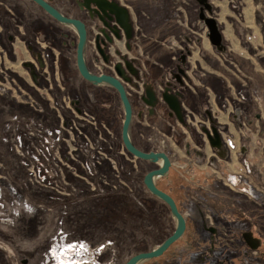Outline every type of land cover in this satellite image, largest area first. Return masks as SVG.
Wrapping results in <instances>:
<instances>
[{
  "label": "crops",
  "instance_id": "1",
  "mask_svg": "<svg viewBox=\"0 0 264 264\" xmlns=\"http://www.w3.org/2000/svg\"><path fill=\"white\" fill-rule=\"evenodd\" d=\"M47 1L69 15H79L76 8L77 0ZM115 1L129 9L131 21L135 14L139 16L142 24L139 41L142 44L140 50L145 58L146 69L143 62L136 61L140 81L138 84L136 82L129 86L130 88L133 86V90L137 93L138 90L142 91L143 87L139 86L141 82H146L148 101L151 103L150 111H144L143 115L136 111L135 106L134 142L139 149L146 152L152 150L165 152L170 157L173 171L179 170V177L188 176V182L186 181L183 185L188 183L191 189L190 195L197 201L195 206L190 205L185 211L179 202L180 211L187 221L188 244L178 255L158 264H264V259L259 258L260 255L252 256L244 243H240L238 247H230L226 243L218 244V242L212 249L204 225L206 217L215 213L205 209V216L203 202L199 197V192L208 191L224 216L225 214L228 216V209L232 207L230 209L233 211L232 214L237 215V221L242 222L240 211L245 206L241 198L246 200L247 197L256 196L258 201V197L263 196L257 187V182L260 181V175L257 172L259 170L262 172L261 170L264 169V30L259 27L261 22L264 24V0H246L244 5L246 7L240 11L241 13L230 6L227 0H218L217 5L221 7L220 19L216 20V17L212 15L205 17H213L216 20L217 28L222 35L221 41L217 44L211 43L208 30L206 40L200 41V48L194 52L188 50L187 53L190 56L196 54L197 66L194 71H191L193 66L189 64L187 53L177 54L164 43L170 34L182 36L188 41L194 38L190 32L187 37L184 36L185 30L175 20L176 7L180 10L183 6L188 22L193 21V14L197 9L194 10L196 6L192 4V1L183 0L182 4H177L180 2L178 0ZM196 1L201 6L199 18L206 14L203 12L204 9L208 12L213 11L214 6L209 0L207 3L210 4V10L201 0ZM188 7H190L189 13ZM52 24V19L28 0H0V54L3 55L4 60L3 63L0 60V65L3 64L4 70H7L13 86L21 85L28 88L32 96L39 88L44 90L50 85L51 76L55 79L63 76L62 72H58L62 64L63 67L66 64L70 67L75 65L77 68L76 56L74 58L72 54L75 50L69 44L65 46L64 41L61 46L54 40L47 41L48 44L41 47L37 45L39 40L54 37ZM136 40V32L133 28L132 37L126 43L127 47L129 45V51H138ZM18 65L26 71L28 79L14 73L19 69ZM168 83L173 86L171 93L180 102L181 118L177 117L169 105L160 98L161 89ZM112 98L109 96V100L103 99L102 107L110 109L113 103ZM14 102L26 103L19 98H15ZM73 102H76V105L80 103L79 100H73ZM3 103L9 104L7 101ZM117 103L120 107L118 117L119 119L121 117V120L119 122L113 120L112 113L107 116L108 121L103 122L102 126L105 128L103 132L106 135L109 134L107 131L109 130L114 136L116 134L117 137H121L122 141L124 112L120 98ZM136 103H138L137 99L134 105ZM20 107L23 105L20 104ZM77 109L84 111L80 107ZM188 115L201 119L202 122L199 125L190 123ZM208 125L231 135L239 147V153L231 155L223 138L219 148L211 146L209 141L206 142L202 129ZM123 148V153L135 157L127 151L124 144ZM245 160L250 161L248 170L242 167L247 162ZM26 184L31 190L27 192L23 190L19 195L17 193L14 196V204L10 203L13 207L11 214L16 221L18 220L16 225L19 226L22 218L20 215L32 214L30 208L33 204L32 192L39 193L45 190L27 182ZM3 189L0 185L1 222L4 219L2 211L8 205L5 202ZM186 197L188 198V195L182 199ZM260 201L258 202L262 203L261 199ZM234 207H238L239 211L233 210ZM252 212L256 216L264 215V211L260 209H253ZM223 217L217 218L218 221L224 220ZM229 218L232 219L230 216ZM210 219L215 221L212 217ZM9 225L12 226V224ZM5 229L0 226V232ZM5 234L0 233V237L6 238L14 247L20 249V255H23V250L33 253V248L45 240L41 235L39 239L12 241ZM17 236L19 237V234ZM45 237L48 239L50 236L45 235ZM263 250L264 242L258 248L259 253ZM37 254L33 258L24 255L23 257H27L25 264H44L42 262L44 257L47 264L53 262L49 251L46 255L43 252L40 255ZM0 264H10L9 254L6 251L0 250Z\"/></svg>",
  "mask_w": 264,
  "mask_h": 264
},
{
  "label": "rangeland",
  "instance_id": "2",
  "mask_svg": "<svg viewBox=\"0 0 264 264\" xmlns=\"http://www.w3.org/2000/svg\"><path fill=\"white\" fill-rule=\"evenodd\" d=\"M178 1L180 2L177 4H182L183 0ZM188 1H192L196 6L194 10L197 9L193 14V21L188 22L183 6L180 10L176 7L175 20L185 30L184 36L187 37L190 32L194 38L188 41L182 36L170 34L164 40V43L177 54L187 53L188 50L197 51L200 48V41L207 38L208 29L204 19L198 17L200 4L196 0ZM245 1L227 0L238 12L246 7ZM209 2L213 4L214 9L212 12L204 9L203 12L206 13L204 16L212 15L219 20L221 13L220 5H217L219 1ZM189 9L190 7L188 13ZM131 24L136 32L135 44L138 51L126 50L122 40L116 41V48L125 56L143 62L145 67V58L140 50L142 24L139 16L134 14ZM261 25L259 27L264 30L262 22ZM245 29L249 30L247 27ZM75 39L67 38L64 41L75 50L73 44ZM49 40H54L59 46L62 44V38L51 37L41 40V44L37 42V45L44 46ZM93 45L92 43L89 47L88 58L92 63L90 65L98 70L90 52ZM74 53L75 51L72 53L75 58ZM195 56L196 54L186 55L189 64L193 66L191 71L197 66ZM116 57L118 58L114 55V58ZM0 60L3 63L2 54ZM60 69L57 71L63 73L62 77L55 79L51 76L50 85L44 90L40 88L38 91L34 90L36 94L32 96L28 88L21 85L13 86L7 70H4L3 64L0 65V185L4 188L5 202L8 203L2 211L3 222L0 221V226L6 229L0 233H6L5 235L12 241L39 239L41 235L45 239L42 244L33 248V253L23 250V255H20V249L14 247L6 238L0 237V250L9 254L10 264H25L27 257H23L24 255L33 258L36 253L40 255L43 252L46 255L48 251L54 262V254L63 244L83 242L90 246L98 264H125L134 254L149 251L161 243L175 229L168 205L153 196L143 183L144 175L158 165L123 153L121 137H117L116 134L114 136L107 129L109 134L103 132L105 128L102 124L108 121L107 116L113 113V120L117 122L121 120V117L120 119L118 117L120 107L115 91L105 87H94L93 84L86 82L75 65L70 67L65 64L63 67L62 64ZM14 73L22 78H29L22 66ZM130 91L133 93L131 100L135 103L136 92L133 89ZM109 96L113 97L111 110L102 107V100L105 98L109 100ZM15 98L26 103L14 102ZM73 100H79V105H73ZM3 101L9 102L10 105ZM20 104L23 107H20ZM76 107L84 111L78 112ZM225 135L232 138L229 134ZM237 152L239 153L238 150ZM229 153L233 154L230 151ZM245 161L247 162L242 167L247 169L250 161ZM259 171L257 174L260 175V181L257 182V187L264 194V169L262 172ZM179 172L173 171L171 167L168 176L159 178L157 184L174 197L179 209L181 204L185 211L188 207V198L183 200L182 197L187 196L191 189L188 188V183L183 185L188 182V176L179 177ZM26 182L45 190L39 193L32 192L33 199L30 201L33 204L31 207L28 206L32 209V214L20 215L22 218L19 226L16 225L18 220L16 221L11 214L13 211L11 204H14V196L17 193L19 195L23 190L24 192L31 190L27 188ZM244 199L241 198V201H244L248 219L244 221V228L248 229L252 225L253 229L255 225L256 229H260L264 224L263 216H253L252 211L264 208H260L261 205L256 200L249 203ZM250 209L252 211H249ZM244 233H241L242 239ZM45 235L50 237L47 239ZM187 244L188 226L180 240L161 257L146 264H158L171 259ZM102 245L105 247L99 249ZM44 260L45 257L42 262L47 264Z\"/></svg>",
  "mask_w": 264,
  "mask_h": 264
},
{
  "label": "water",
  "instance_id": "3",
  "mask_svg": "<svg viewBox=\"0 0 264 264\" xmlns=\"http://www.w3.org/2000/svg\"><path fill=\"white\" fill-rule=\"evenodd\" d=\"M39 6H41L48 14L54 17L60 23L70 27L77 34L78 40L76 45V65L77 69L84 80L93 84L94 86H108L115 89L120 97V103L124 112V120L122 124V141L127 151L133 156L155 163L158 165L157 168H154L148 171L143 178L144 185L148 191L168 205L170 213L175 222L174 231L166 237L161 243L150 249L149 251H142L131 256L125 264H146L152 259L161 257L175 242L180 240L186 232L187 221L183 213L180 211L179 206L169 193L158 187L157 181L161 177L168 176L170 169L172 167V162L170 157L162 151H143L139 149L133 138V107L128 96L126 87L121 80L106 73L97 74L91 70L88 65L87 60V44H88V32L87 27L84 21L79 18L69 17L63 14L59 9L54 7L46 0H33ZM204 3L205 7L210 10V4L207 3V0H201ZM88 10L95 12L103 20V24L110 28L108 21L113 19L125 30L127 38L132 37V24L130 20L129 11L127 8L121 6L115 1L111 0H84V4ZM105 16L108 20H105ZM204 23L209 30V39L211 43L217 44L221 41L222 35L219 29L217 28L216 20L213 17H204ZM108 41L111 42L112 39L109 37L105 30H102ZM116 36L119 38V34L116 32ZM102 55L106 60H108V55L101 50ZM126 68L130 74H135L136 69L132 62H126ZM117 70L121 77L125 80H129L130 77L126 76V71L123 69L122 64H117ZM154 98V96H153ZM164 101L172 109L173 113L181 118V105L178 98L168 92L163 93ZM155 99V98H154ZM150 102V101H148ZM151 103V102H150ZM208 140L211 146L219 148L222 145L221 137L217 132L216 128H212V134L207 132ZM248 243L250 241L247 239ZM253 249L258 248L259 243L250 245Z\"/></svg>",
  "mask_w": 264,
  "mask_h": 264
},
{
  "label": "flooded vegetation",
  "instance_id": "4",
  "mask_svg": "<svg viewBox=\"0 0 264 264\" xmlns=\"http://www.w3.org/2000/svg\"><path fill=\"white\" fill-rule=\"evenodd\" d=\"M28 1H30L35 7L39 8L44 14L49 16L50 19H52V22H53L52 31L54 33L53 39L62 38V42H63L64 39H67V38H73V37L76 38L73 42V44L75 45V52H76V45H77L78 37H77V34L74 32V30H72L70 27L60 23L59 21H57L54 17H52L50 14H48L41 6H39L33 0H28ZM113 1H115V0H113ZM117 3L120 4L119 2H117ZM83 4H84V0H81L80 2L78 0L76 1V8L78 9V12H79V15H77V16L69 15V14H67L61 10L60 11L69 17L79 18L82 21H84V23L86 24L87 32H88L87 60H88L89 67L91 68V70L93 72H95L97 74H100V73L110 74V75L115 76L116 78H118L119 80L122 81V83L126 87L128 96H129L130 101L132 103L134 114H135V106H136V111L139 112L140 115H143L144 111L149 112L150 111V102H148V95H147V91H146V82L142 81L141 85H139V86H142L143 89L141 92L138 90L136 93V99L138 100V103H136V105H134V102L131 100V98H132L131 95H133V93L130 91L129 85L134 84V82L135 83L137 82V84H138L140 79L138 77L139 69L137 68V66L135 64L136 60L134 58L128 57V55L125 56L124 54L121 53V51L118 48H116V45H117L116 41L122 40L124 45H125L126 50L129 51V45H128V47L126 46L127 40L129 38H127L125 30L114 19L112 21H108L110 28L106 27L103 24V20L100 18V16H98L92 10H88L85 6H83ZM120 5L123 6L122 4H120ZM123 7H125V6H123ZM128 11H129V9H128ZM129 15H130V12H129ZM103 17L105 20H108L105 16H103ZM201 19H202V17H201ZM103 29L105 30L106 34L109 37H111V39H112L111 42L108 41L105 33L102 31ZM132 30H133V27H132ZM116 32L120 35L119 38L116 36V34H115ZM39 42L41 43V40H39ZM92 43L94 44L93 45L94 47H92V51H90V52L93 55L94 61L96 62L95 66L97 67V69L99 71L95 70L94 67H92L93 65H90L92 63L89 62V58H88L89 47H91ZM68 44L69 43L67 41H64L65 46H67ZM101 50H104L106 55H108V57H109L108 60H106L104 58V56L101 53ZM91 54H90V57H91ZM114 55L118 56V58L117 57L114 58ZM127 61H130L133 63V65L136 69L135 74H130V72L127 70V68H126V62ZM95 62H93V63H95ZM118 63L122 64L123 69L126 71V76L130 77L129 80H125L123 77H121L119 75L118 70H117V64ZM101 70H104L105 72H103ZM103 87L113 89V88L108 87V86H103ZM133 88L134 87L132 86V89ZM172 89H173V86L170 85L169 83L167 84V86L165 85L164 88L161 89L160 98L162 100H164L163 93L168 92V93L172 94L170 91ZM113 90H115V89H113ZM181 110H182V108H181ZM199 195H200L202 202H203V210L205 212V216H206V210H210L213 213H215L214 215L212 214L210 216V217L214 218L215 221L211 222L210 220H208L210 218L206 217V222L204 225V228H205V231H206V234L208 236V240L211 244L212 249H214L216 247L218 242H219L218 244L226 243L230 247H233V246L238 247L240 243H244L248 247L250 252L252 253V256L258 257V255H260L259 258L264 259V250L261 251V253H259V251H258V248L264 242V227H262L264 224L260 226V229H256L255 225H254L253 229H252V225H250V227L248 229H247V227L245 229L244 228V221L248 220V219H246V214H247L245 211L246 207L242 208L243 210L240 211V216L243 218V221L239 222V220L237 221V215H233L232 214L233 211L230 210V209H232V207L230 209H228V212H227L228 216H226V214L224 216V214L222 212H220V210L218 209L219 207L217 206L218 204L216 203L215 199H212L209 196L208 191H204L203 193L199 192ZM262 195H263L262 198H260V196L258 197L259 202H261L260 199L262 200V203H260V205H261L260 208H264V201H263L264 194H262ZM255 197L254 198H248L247 197V201L249 203L251 202V200L257 201V198H255ZM230 204L233 205L232 202H230ZM236 209H237V211H239L238 207H236V208L234 207L233 210H236ZM257 213L259 214L260 212L257 211ZM229 216L232 217V219L235 221L232 222L231 221L232 219H230ZM262 216H263L262 218L264 219V215H262ZM220 217L224 218V220H222L221 222L218 221L219 219H217ZM242 232H245L243 239L240 237ZM247 239L250 241L251 244L259 243L258 248L253 249L250 246L251 244L248 243ZM254 251H256L257 253L253 254ZM227 258H229V257L227 256ZM229 259H231V258H229ZM225 260H228V259H225Z\"/></svg>",
  "mask_w": 264,
  "mask_h": 264
},
{
  "label": "built area",
  "instance_id": "5",
  "mask_svg": "<svg viewBox=\"0 0 264 264\" xmlns=\"http://www.w3.org/2000/svg\"><path fill=\"white\" fill-rule=\"evenodd\" d=\"M129 89L132 90L130 86H129ZM139 91L141 92V90ZM72 104L76 105V102H72ZM77 111L81 112L79 110ZM188 122L190 123L192 122L194 124L199 125L202 122V120L196 119L194 116L192 117L188 115ZM202 130H203L202 132H203L204 138L208 142L209 140H208L207 132L212 134V127L208 125ZM216 130L219 133L220 137L223 138L229 151L236 153L239 147L237 143L234 141V139L229 136L226 137L225 133L222 132L220 129H216ZM209 220L211 221V219ZM104 247L105 245H102L99 249H103ZM256 253H257L256 251L253 252V254H256ZM93 254L94 253H92V250L90 249V246H88V244H85L83 242L67 243V244H63V246H61L59 250L54 254L55 261L52 264H98L95 259V255L93 256ZM71 255H74V256H71Z\"/></svg>",
  "mask_w": 264,
  "mask_h": 264
},
{
  "label": "trees",
  "instance_id": "6",
  "mask_svg": "<svg viewBox=\"0 0 264 264\" xmlns=\"http://www.w3.org/2000/svg\"><path fill=\"white\" fill-rule=\"evenodd\" d=\"M115 91V90H114ZM116 92V94L118 95V98H120L119 97V94L117 93V91H115ZM157 168V167H156ZM154 169V168H153ZM152 170V169H151ZM150 171V170H149ZM158 187L160 188V189H162L159 185H158ZM188 188H190L189 187V185H188ZM162 190H164V189H162ZM165 191V190H164ZM165 192H167V191H165ZM168 193V192H167ZM170 194V193H169ZM191 194V192H189L188 191V206H190V205H194L195 206V203L197 202V201H195L194 200V198H193V196L192 195H190ZM171 195V194H170ZM172 196V195H171ZM199 197H200V195H199ZM199 206V205H198ZM168 237V236H167Z\"/></svg>",
  "mask_w": 264,
  "mask_h": 264
},
{
  "label": "bare ground",
  "instance_id": "7",
  "mask_svg": "<svg viewBox=\"0 0 264 264\" xmlns=\"http://www.w3.org/2000/svg\"><path fill=\"white\" fill-rule=\"evenodd\" d=\"M222 138V137H221Z\"/></svg>",
  "mask_w": 264,
  "mask_h": 264
}]
</instances>
